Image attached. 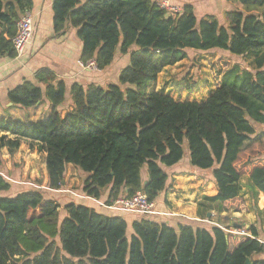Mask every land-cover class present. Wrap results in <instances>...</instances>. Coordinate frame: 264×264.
<instances>
[{"label":"trees","instance_id":"16d2710c","mask_svg":"<svg viewBox=\"0 0 264 264\" xmlns=\"http://www.w3.org/2000/svg\"><path fill=\"white\" fill-rule=\"evenodd\" d=\"M230 1L235 7L222 23L213 14L198 17L188 3L172 15L155 0H52L54 36L74 28L83 65L93 61L103 70L116 51L128 54L129 64L106 87L71 83L67 105L65 82L47 67L36 70L7 99L21 108L44 101L49 107L37 121L1 117L0 149L12 153L23 140L35 145L44 154L47 187L55 190L67 164L74 165L85 175L86 195L99 198L109 188L106 205L138 191L155 200L168 189L164 168L187 150L192 166L211 170L216 189L202 197L198 214L203 218L213 206L226 211V202L241 195L240 156L255 146L264 150V128L253 125L264 123V0ZM32 5L0 0V57L17 55L16 23ZM186 49L248 56L254 68L230 65L206 98L178 100L155 84L164 68L187 58ZM1 165L0 159V194L11 187ZM247 176L252 196L264 194V162L251 164ZM60 207L37 189L0 195V264H244L247 258L264 264L254 225L245 234L187 218L173 227L140 216L129 225L121 215L74 201L62 206L60 218Z\"/></svg>","mask_w":264,"mask_h":264},{"label":"crops","instance_id":"0c3cea01","mask_svg":"<svg viewBox=\"0 0 264 264\" xmlns=\"http://www.w3.org/2000/svg\"><path fill=\"white\" fill-rule=\"evenodd\" d=\"M155 1L159 3V1L161 0ZM170 1L181 6L186 3L191 4L194 7V12L198 17H201L205 14H213L218 18L220 22H224L225 12L235 7L234 3H232L230 0ZM32 2L33 5L29 12L32 16L33 35L29 44L26 45V48L21 55L15 56L14 58L5 56L0 57V118L4 117L19 119L23 121H37L41 117H43L44 112L41 111V108L43 106H46V108L49 107V103L47 101L38 103L33 107L21 108L12 105V103H10L7 99V91L10 88L21 83L25 79L31 80L35 71L38 69L47 67L51 69L59 79H62L65 82V101L68 100L66 103L67 105L70 103L69 86L71 83L77 82L81 85L94 83L106 87L110 83H117L120 70L129 64V55L122 54L119 51H116L112 62L105 69L97 70L84 67L79 60L81 41L76 35V30L74 28L68 27L63 35L54 36L52 28V0H32ZM58 108L61 107L59 106ZM261 125L264 128V123ZM9 137L12 136L9 135ZM22 143H24V140L21 141L20 145H22ZM34 148H36L35 145ZM4 149L7 148H1L0 151ZM37 153L38 152L36 150V154ZM178 164L179 162L169 168L175 171V168L178 166ZM190 168L191 170H196L192 169V167ZM69 169L70 168L66 166V171L64 173L63 179L64 183L61 189H71L75 192L84 193L82 192V181L85 175H83L78 188H76L75 185H73V177L77 173H74L70 176V174L67 172V170ZM197 170L205 171L202 169ZM141 179L143 182L147 180V172L143 169V167L141 169ZM210 180L212 183V190L209 191H211V193L206 192V188L203 186V184H201L200 179L197 180V187H189V189L194 190L192 193H178L177 195L166 189L159 193L157 198L154 200L155 208L160 212H165L170 215H167L165 217L155 216L153 219L158 221H166L173 227L178 223L183 222L184 218L194 220L195 222H199L197 220L201 219L204 220V217L207 219H214L215 215H217L218 213L214 206L209 212L205 214L203 218L198 214V193L201 192L202 195H213L216 192L212 177ZM209 189H211V187ZM249 190L251 192V188H249ZM49 192L55 195L56 201L61 206H63L68 201L86 204L88 206L94 207L96 211L100 213L121 215L129 225L134 219L140 218V215L128 212L113 211L95 202V200H97L105 204L109 188L104 189L99 198L89 196V198L81 202L76 200L73 196L67 193L57 192L55 191V189H50ZM2 195L6 194L2 192ZM252 195L253 194L251 192V196ZM253 198L254 211L256 212V214L261 215L263 221L259 225L258 223H250L249 225H254L256 227L258 232V240L264 243V194L258 192L257 197ZM59 200L65 201L63 203H60ZM98 208H103L106 210V212H102V210L99 211ZM203 208V206L199 207V209L201 210ZM224 212L226 211H222L221 214ZM64 214L65 213L63 211L62 216H64ZM262 257H264V255H262Z\"/></svg>","mask_w":264,"mask_h":264},{"label":"rangeland","instance_id":"374dc122","mask_svg":"<svg viewBox=\"0 0 264 264\" xmlns=\"http://www.w3.org/2000/svg\"><path fill=\"white\" fill-rule=\"evenodd\" d=\"M181 6V5H180ZM200 16V15H199ZM222 20V19H221ZM223 22V21H221ZM187 58L182 61L164 68L158 75L155 88L168 92L178 100H202L208 96L213 87L219 80L220 73L227 69L230 65H238L241 69L252 70L254 64L252 58L248 56H237L229 54L226 51L210 50L200 51L194 49H186ZM187 79V84L191 87L187 89L185 80L183 84L178 85L179 81ZM68 100H66L67 103ZM66 105V104H65ZM46 106L41 108L45 113ZM253 123V122H252ZM255 129L258 131L262 129L261 124L253 123ZM0 159L2 160L1 173L10 180L11 187L8 191L3 192L6 195H14L25 189H34L32 185L40 186L39 191L42 192L45 198L55 199V195L49 192L46 187V173L44 164V154L38 152L30 142L24 141L22 145L12 153L7 149L0 151ZM264 162V150L255 146L252 151L246 152L240 156L238 165L243 170L241 177L242 191L241 195L232 201L226 202V212L217 213L214 219L197 220L199 222L192 223L194 226L208 227L212 225L220 226L223 229L235 233V231L246 230L250 223L261 224L262 217L254 211V198L248 187V172L249 166L253 163ZM243 163L245 164L244 166ZM249 165V166H248ZM69 170L67 172L71 175L77 173L73 177L76 188H78L83 172L72 164H67ZM196 169V170H191ZM75 169V170H72ZM143 169L146 170L145 166ZM199 168L191 166L189 163L188 151L186 150L184 156L180 160L175 171L171 168H164L168 175L167 187L168 191L178 195V193H192L194 190L189 187H197V180H201V184L206 188V192L211 193V170L199 171ZM211 187V189H209ZM2 195V193L0 194ZM204 195L198 193L197 204ZM56 200V199H55ZM60 203L64 201L59 200ZM106 212L105 209H99ZM211 209H208L209 212ZM62 206L59 210V216L62 217ZM253 215V216H252ZM205 216V215H204ZM239 238L230 239V244L235 245Z\"/></svg>","mask_w":264,"mask_h":264},{"label":"built area","instance_id":"2783aa9c","mask_svg":"<svg viewBox=\"0 0 264 264\" xmlns=\"http://www.w3.org/2000/svg\"><path fill=\"white\" fill-rule=\"evenodd\" d=\"M158 4L161 8L165 9L168 13L172 15L178 14L182 11V6L172 3L170 0H161L159 1ZM32 35H33L32 16L29 11H26L18 19L16 23V33L12 39V44L17 54L16 56L21 55L23 53L24 49L26 48V45L29 44ZM83 66L88 69H96L93 61H88ZM31 186L34 189L40 188V186L37 185L31 184ZM46 189L50 191L51 188L46 187ZM55 191L67 193L73 196L79 202L89 198V196H87L85 193L75 192L71 189L70 190L61 189ZM95 202L113 211L133 213L150 219H153L155 216L165 217L167 215H170L168 213L158 211L155 208V201L148 200L145 194L141 191H138L129 197L118 198L110 205L103 204L102 202L97 200H95ZM235 233L245 234V230H240V231L238 230L235 231Z\"/></svg>","mask_w":264,"mask_h":264},{"label":"water","instance_id":"95a60500","mask_svg":"<svg viewBox=\"0 0 264 264\" xmlns=\"http://www.w3.org/2000/svg\"><path fill=\"white\" fill-rule=\"evenodd\" d=\"M61 182H62V184H63V183H64V180H62ZM244 264H251V261H250V259H249V258H247V259L245 260Z\"/></svg>","mask_w":264,"mask_h":264}]
</instances>
